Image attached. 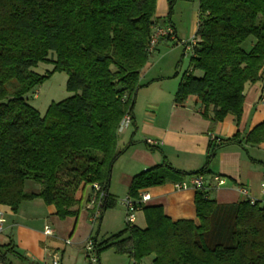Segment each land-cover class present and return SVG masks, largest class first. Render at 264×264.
<instances>
[{"label": "trees", "instance_id": "1", "mask_svg": "<svg viewBox=\"0 0 264 264\" xmlns=\"http://www.w3.org/2000/svg\"><path fill=\"white\" fill-rule=\"evenodd\" d=\"M155 2L0 0V205L15 213L23 202L39 199L64 220L77 217L89 187L95 192L92 215L103 194L98 222L116 206L108 194L112 167L134 144L119 150L117 133L124 115H132L139 73L151 54ZM194 40L174 102L195 96L203 118L212 108V124L227 115L238 121L244 85L258 82L264 68V0H198ZM39 63L53 68L39 75L32 71ZM58 72L66 74L72 95L41 116L25 96ZM263 141L264 123L245 138ZM232 144L240 145L236 136L210 141L203 166L194 172L175 170L163 159L132 178L128 197L135 201L146 188L207 175L216 152ZM27 181L38 191L27 192ZM194 208L196 222H173L160 206H141L145 228L125 223L103 241L90 238L96 261L112 250L130 264L149 257L150 264H264L260 203L218 204L202 187L195 190ZM8 254H14L10 247L0 252L1 264H9Z\"/></svg>", "mask_w": 264, "mask_h": 264}, {"label": "crops", "instance_id": "2", "mask_svg": "<svg viewBox=\"0 0 264 264\" xmlns=\"http://www.w3.org/2000/svg\"><path fill=\"white\" fill-rule=\"evenodd\" d=\"M195 1L196 11L190 14L191 32L187 39L178 35L172 20L177 4L179 6L187 0H174L172 4L171 0L155 2L154 26L170 27L174 32V39H160L154 47L139 73L140 89L135 97L131 123L117 133L119 150L124 149L130 140L134 144L125 150L112 167L108 194L116 200V206L106 210L99 222L92 221L91 208L95 192L89 187L85 190L82 208L77 217L64 220L55 216L53 206H47L39 199L23 202L15 213L9 207L0 205V211L5 216L4 230L0 234V252H4L8 247L12 249L14 254H8L6 257L9 264H50L54 253L59 255L61 264L110 263L106 260L108 252L112 250L100 253L96 261L93 249L87 252L85 243L93 236L97 242L103 241L123 229L125 209L121 200L128 197L127 191L132 178L162 164L163 159L175 170L197 171L205 162L208 144L212 140H227L236 136L240 145L232 144L216 152L209 173L203 176V186L208 191L209 198L218 204L242 202L245 197L241 195L239 188L244 187L249 197L261 201L264 141L251 144L246 143L245 138L255 127L264 123V107L258 104L260 93L264 90V68L258 82L244 85L240 119L236 121L234 116L227 115L223 121L216 124L210 121L212 108L207 110V118L201 116L202 105L195 96H189L182 104L174 102V95L182 75L188 72L189 63L186 70L177 71L175 76L170 71L156 70V65L164 53H170L181 46L186 50V43L194 38L198 24V0ZM170 44L174 49L170 48ZM250 46L251 43L247 49ZM187 51L191 57V50ZM194 74L199 75L198 72ZM133 123L136 128L134 135ZM146 145L152 146L154 150L149 151ZM213 177L223 179L224 184L212 188L215 185ZM189 178L192 177L186 180ZM173 184L165 183L144 189L149 195L144 207L160 206L163 213L173 222H196L195 190H177ZM38 189V186L34 185L32 192H37ZM88 196L90 202L86 203ZM138 215L141 216V223L136 227L143 229L145 221L142 210L138 211ZM45 226L52 230V236L43 233ZM65 241L69 243L66 244ZM151 260L152 257H149L143 264H150ZM115 262L130 264L127 258L124 261L119 257L113 258L112 264Z\"/></svg>", "mask_w": 264, "mask_h": 264}, {"label": "rangeland", "instance_id": "3", "mask_svg": "<svg viewBox=\"0 0 264 264\" xmlns=\"http://www.w3.org/2000/svg\"><path fill=\"white\" fill-rule=\"evenodd\" d=\"M196 1L195 0H187V2L180 3L179 6L177 4V8L174 10L173 14V23L176 26L178 35L181 38L187 39L190 32H191V12L196 11ZM249 42L244 44V47L248 45ZM171 49L174 47L170 44ZM182 48V49H181ZM181 48H176L170 53H164V55L160 58V61L156 65L157 71H170L172 75L176 74V72L184 71L187 69V65L189 63V51L184 50L183 46ZM162 53V52H161ZM163 54V53H162ZM52 64L46 63H39L32 71L36 72L39 75H44L47 72L52 70ZM175 76V75H174ZM178 77L180 75H177ZM66 81L67 76L65 73H54L51 75L47 80H45L41 85L34 88L30 91L26 96L27 103L33 107L38 113L43 116L51 103L60 102L72 94L66 91ZM35 184L30 181H27L26 184V191L31 192L33 191L32 188ZM117 214L119 212H116ZM136 221L134 223L135 226H139L140 222V215H138V211L135 213ZM108 259L112 264L113 258L119 257L124 261L126 258H122L120 256H116L112 251L108 252ZM97 264V263H95ZM116 264V262L114 263Z\"/></svg>", "mask_w": 264, "mask_h": 264}, {"label": "built area", "instance_id": "4", "mask_svg": "<svg viewBox=\"0 0 264 264\" xmlns=\"http://www.w3.org/2000/svg\"><path fill=\"white\" fill-rule=\"evenodd\" d=\"M164 38L174 39L173 30L170 27L154 26L152 29V34L148 42L147 51L151 53L154 47L156 46V44L158 43V41ZM193 44H195L194 38H192L189 43H186L185 49L191 50V47L193 46ZM258 104L264 107V90H262L260 93V96L258 98ZM130 123H131V116L129 114H125L119 124L118 133L123 131L125 128H127L130 125ZM213 181L215 182V185L212 186V188L220 187L224 184V180L219 177H213ZM173 186L177 190H185L188 188L193 189V190L201 189L202 187H204L203 177L194 176L192 178H189L186 181H182L180 183H174ZM92 188L95 191L99 190V187L97 184H93ZM239 192L241 193L242 196L245 197V201H249L251 204L258 202L264 208V182L260 186V193L262 194L261 201H256L255 199L249 197L248 192L244 187L239 188ZM138 196H139L138 199L135 201L129 197H126L121 200V204L125 209V223L127 225H134L136 221L135 213L139 211L140 207L145 205V203L149 200V195L145 193L144 191H141L138 194ZM102 197H103V194H100L98 203L96 204V210L94 211L93 215H91L92 221H95L99 216V208L101 206ZM4 225H5V216H4V213L0 211V234L4 230ZM43 233L47 236H52L53 234L52 230L48 226H45ZM65 243L68 244L69 241H65ZM92 247H93L92 241L90 238H88L85 243V250L87 252H90L92 251ZM50 264H61L60 257L57 253H54L52 255Z\"/></svg>", "mask_w": 264, "mask_h": 264}]
</instances>
